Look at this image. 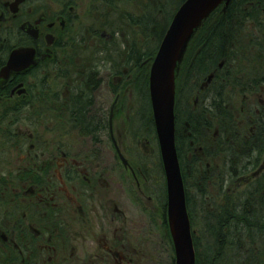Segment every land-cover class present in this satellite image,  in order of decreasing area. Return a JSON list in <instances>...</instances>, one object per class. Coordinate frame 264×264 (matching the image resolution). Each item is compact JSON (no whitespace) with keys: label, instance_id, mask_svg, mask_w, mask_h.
Segmentation results:
<instances>
[{"label":"rangeland","instance_id":"rangeland-1","mask_svg":"<svg viewBox=\"0 0 264 264\" xmlns=\"http://www.w3.org/2000/svg\"><path fill=\"white\" fill-rule=\"evenodd\" d=\"M147 3V0H116V13L90 11L80 13V24L64 32L65 36L61 38L63 46L54 49L53 56L49 58L50 62L41 65L34 73V77L29 79V95L23 100L22 98L0 100V170L4 167L10 169L17 166L20 158L18 146L22 139L25 144L23 155L31 145L36 149L38 140L46 138L50 142L71 143L74 150H102L106 162L111 163L114 145L108 129H100L101 132L98 134L100 142L92 143L85 135L71 129L65 110L67 91L70 89L68 86L77 85L80 75L85 76L89 73L94 74L93 77L99 75L101 82L94 91L93 103L88 108L91 123L88 127L92 130L98 127L103 117L106 120L110 118L112 137L125 163L134 168L138 178L139 171L146 175L144 181L149 185L148 191L152 195V200L145 199L140 207L133 204L132 199L123 200L119 197L121 185L118 181L120 178L124 179V172L116 154V213H122L121 221H117L116 218V248L121 249L117 245L124 247V251L122 249L121 251L128 259L131 258L130 264H174L172 245L170 250L169 240L167 242L163 231L166 221L162 209L165 179L157 139L154 133L143 126L146 119L140 115L141 97L134 85L137 69L132 63L128 65L123 63L126 51L131 50L137 55L141 53L140 61L143 60L142 54L148 47H153L158 29L162 27L166 18H170L174 13L171 12L173 10L171 5L174 6L177 2L169 0L170 6H167L164 13L151 11L143 13ZM79 10L81 11V8ZM142 15L151 17L153 24L149 22V18L144 25L142 21L139 23ZM258 30V25L251 23L242 30L241 33L247 34L243 41L246 47H241L237 38L234 40L231 52L233 59L229 60L227 69L238 81L256 76L264 70L257 48L251 45L252 41L258 39ZM9 31L8 34L11 35L15 29ZM219 64L216 69L219 67L218 73L223 76L225 72L222 64ZM141 65L143 67L145 64ZM210 74L213 75V71L200 80V91H194L187 98L189 108L203 107L213 97L217 86L225 85L224 99L232 110L238 127L245 132L248 122L246 118L252 107L256 106V100L263 99V90L246 93L240 85H227L226 76L215 82L211 78L207 81ZM111 89L116 92L113 93ZM218 136V126L214 123L210 131L202 134L203 149L206 144L207 150L203 151L202 146L195 148V154L202 159L199 164L200 176L203 174L207 176L202 182L197 180V175L190 172L187 161L191 153L184 155L192 229L195 236L200 238L202 245L208 241L205 222L209 207L204 203L200 191H203L205 199L213 208V203L221 201L220 174L225 173L227 169L224 155L223 158L218 154L216 146ZM263 156L264 152L258 159L259 164L264 162ZM243 162L244 159H241V164ZM246 167L243 175L248 178L257 166ZM123 181L126 192L131 193L132 189L135 192L136 184L132 176ZM66 231L70 245H79L83 241L79 227L71 225ZM93 234L97 235L96 232ZM68 241L63 243L64 250L67 251L70 250L66 248ZM81 244L86 245L85 242ZM5 248L0 243V264H13V255H9Z\"/></svg>","mask_w":264,"mask_h":264},{"label":"flooded vegetation","instance_id":"flooded-vegetation-1","mask_svg":"<svg viewBox=\"0 0 264 264\" xmlns=\"http://www.w3.org/2000/svg\"><path fill=\"white\" fill-rule=\"evenodd\" d=\"M147 1L143 13H164L170 6L169 0ZM175 2L171 12L183 0ZM88 11L116 13V0H0V69L6 65L10 52L18 48L26 50L23 57L32 56L36 61L23 70L9 73L7 78H0V100H23L29 95V79L49 61L54 49L63 46L61 38L66 29L80 24L79 14ZM11 29L15 31L9 35ZM93 75H82L81 79ZM96 76L100 83L99 75ZM77 87L68 86V96ZM67 120L71 129L92 143L100 142V129H108L114 145L112 162H106L102 150H74L71 143L50 142L46 138L38 140L36 149L31 145L23 155L22 139L17 166L0 170V243L13 255V264H130L131 258L122 253L124 247L117 245L122 251L116 248V218L121 221L122 213H116V146L110 118L107 128L98 125L93 130L80 129L79 121L71 113H67ZM19 133L23 138V133ZM121 164L123 178L132 176L136 188L135 192L134 189L126 192L124 179L120 178L119 197L132 199L139 207L145 199L151 201L150 187L144 181L146 175L139 171L138 178L134 168ZM236 180L233 178L231 182L237 184ZM162 209L166 216L163 231L167 236L166 186ZM71 225L79 227L81 243L86 245H70L66 229ZM65 241L69 251L64 250Z\"/></svg>","mask_w":264,"mask_h":264},{"label":"trees","instance_id":"trees-1","mask_svg":"<svg viewBox=\"0 0 264 264\" xmlns=\"http://www.w3.org/2000/svg\"><path fill=\"white\" fill-rule=\"evenodd\" d=\"M172 15L170 18L167 17L162 27L158 29L153 47H148L142 54V63L141 53L137 55L134 50L126 51V56L123 58L125 65L132 63L137 69L134 85L141 97L140 115L146 119L143 123L144 128L152 133L154 130L148 97L147 66L154 57ZM148 18L151 23L152 19L148 15H142L139 23L142 21L144 25ZM250 23L258 25V39L252 41L251 45L257 48L261 63L264 65V0H231L225 9H222V6L215 9L194 32L175 75V146L191 226L192 216L184 155L191 153L187 164L190 172L198 176L197 180L202 182L207 178L204 174L200 176L199 164L202 159L195 154V148L202 146L203 149L202 134L205 135L210 131L214 123L219 131L216 140L218 154L222 157L224 155L227 163L225 173L220 174L221 201L213 203L212 208L205 199L203 191H200L204 203L209 207L205 222L208 241L202 245L200 238L192 233L195 264H264V162L259 164L258 161L264 152V97L262 100H256V106L250 110L246 118L248 122L245 132L238 127L234 114L224 99L225 85H218L213 97L203 107L194 109L189 108L187 104V98L194 91H200V80L214 71L220 61H223L222 69L225 74L222 76L217 71L212 79L213 82L226 76L227 85H240L246 93L258 92L261 89L264 93V70L256 76L238 81L233 73L231 75L228 73L227 69L229 60L233 59L231 52L235 44L234 40L236 41L237 38L241 43L240 46L246 47L243 41L247 34L241 32ZM144 61L148 62L144 65ZM140 63L144 66L142 67ZM78 81L75 86L79 87L77 90L74 88L71 90L65 110L79 121L80 129L85 127L88 130L91 123L89 111L85 108L87 104L88 108L91 107L93 93L99 86V81L93 76L84 79L79 77ZM99 125L100 128H107L105 117ZM204 150H207L206 144ZM241 159H244L243 163L246 166H257L248 178L243 175L247 167L241 164ZM233 178H237V184L231 182ZM245 179L247 182H243ZM224 183L225 185L229 183L231 186H225ZM166 237L171 250L169 234ZM171 259L173 261L172 253Z\"/></svg>","mask_w":264,"mask_h":264},{"label":"water","instance_id":"water-1","mask_svg":"<svg viewBox=\"0 0 264 264\" xmlns=\"http://www.w3.org/2000/svg\"><path fill=\"white\" fill-rule=\"evenodd\" d=\"M230 1L185 0L173 15L150 64L148 93L165 175L167 224L175 264H195L190 221L175 146V75L194 32L218 6L223 5L225 9ZM25 51L20 48L11 51L6 65L0 69V78H7L9 73L36 63L32 56H22ZM116 151L125 164L117 146Z\"/></svg>","mask_w":264,"mask_h":264},{"label":"bare ground","instance_id":"bare-ground-1","mask_svg":"<svg viewBox=\"0 0 264 264\" xmlns=\"http://www.w3.org/2000/svg\"><path fill=\"white\" fill-rule=\"evenodd\" d=\"M79 77L81 78V75Z\"/></svg>","mask_w":264,"mask_h":264}]
</instances>
